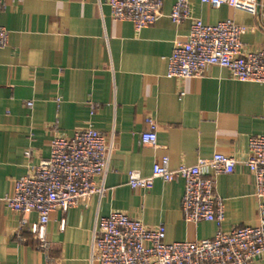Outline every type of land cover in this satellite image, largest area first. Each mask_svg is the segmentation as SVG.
Returning a JSON list of instances; mask_svg holds the SVG:
<instances>
[{"label":"crops","instance_id":"crops-1","mask_svg":"<svg viewBox=\"0 0 264 264\" xmlns=\"http://www.w3.org/2000/svg\"><path fill=\"white\" fill-rule=\"evenodd\" d=\"M189 2L206 26L232 21L244 27L246 52L264 48L260 13ZM106 3L8 1L0 14V27L9 31L8 46L0 50V264H99L94 241L100 221L113 212L147 227L163 225L166 243L212 240L219 231L215 223L184 220L183 181L158 179L151 190L129 187L130 171L150 177L163 157L171 170L215 154L236 158L233 174L214 177L225 207L220 230L259 225L254 179L243 162L249 139L264 136L263 87L235 81L219 67L200 78L168 79L174 43L185 41L191 29L190 21L176 25L170 19L174 0L165 1L162 18L140 32L115 21ZM147 117L158 125L156 148L140 142ZM89 126L109 145L108 170L96 179L103 193L87 205L51 213L49 249L42 252L30 232L37 214L13 213L4 199L17 180L49 159L54 129L71 138Z\"/></svg>","mask_w":264,"mask_h":264},{"label":"built area","instance_id":"built-area-1","mask_svg":"<svg viewBox=\"0 0 264 264\" xmlns=\"http://www.w3.org/2000/svg\"><path fill=\"white\" fill-rule=\"evenodd\" d=\"M8 1L0 0V14ZM167 0H107L115 21L130 22L136 32L156 24L163 16ZM214 8L229 6L251 14L260 12L264 25V3L258 0H198ZM170 19L176 25L191 22L185 41H175L168 58L166 77L184 81L202 77L209 67L226 70L242 83H254L264 89V48L246 52L242 37L244 27L232 21L206 26L194 18L189 0H174ZM9 43V31L0 27V50ZM32 107V103H27ZM94 111V108H92ZM147 130L140 136L143 146L156 148L158 125L152 117L145 120ZM50 157L32 167L29 174L15 182L14 192L4 202L8 209L26 217L37 214L38 221L30 232L38 249L47 252V224L56 210L63 213L79 205H87L103 193L96 179L108 170L110 150L105 135L89 126L67 138L54 129ZM249 152L243 162L254 179L259 208V225L241 227L230 232L220 229L225 220L223 200L215 192V179L231 175L239 161L234 157L215 154L195 166L171 170L163 157L153 166L152 175L143 177L130 171L128 185L132 190H151L156 180L164 183L183 181L181 209L188 223H215L219 229L212 240L166 243L163 225L147 227L126 214L113 212L99 223L94 241V259L99 264H252L264 260V136L251 137ZM213 176H210V173ZM23 225L26 220L23 219Z\"/></svg>","mask_w":264,"mask_h":264},{"label":"water","instance_id":"water-1","mask_svg":"<svg viewBox=\"0 0 264 264\" xmlns=\"http://www.w3.org/2000/svg\"><path fill=\"white\" fill-rule=\"evenodd\" d=\"M259 1V0H258ZM260 12H259V10H258V14H259Z\"/></svg>","mask_w":264,"mask_h":264}]
</instances>
